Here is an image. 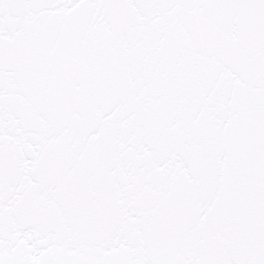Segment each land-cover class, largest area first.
<instances>
[{"label": "snow or ice", "instance_id": "snow-or-ice-1", "mask_svg": "<svg viewBox=\"0 0 264 264\" xmlns=\"http://www.w3.org/2000/svg\"><path fill=\"white\" fill-rule=\"evenodd\" d=\"M0 264H264V0H0Z\"/></svg>", "mask_w": 264, "mask_h": 264}]
</instances>
